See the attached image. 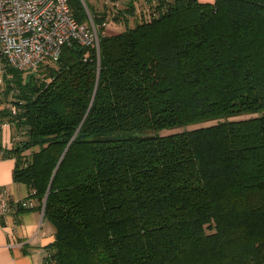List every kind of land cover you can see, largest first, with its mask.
Instances as JSON below:
<instances>
[{"label":"trees","instance_id":"16d2710c","mask_svg":"<svg viewBox=\"0 0 264 264\" xmlns=\"http://www.w3.org/2000/svg\"><path fill=\"white\" fill-rule=\"evenodd\" d=\"M67 1L99 49L1 86L16 141L0 150L34 202L9 207L54 227L46 264H264V0H144L134 27L125 0L114 35Z\"/></svg>","mask_w":264,"mask_h":264},{"label":"built area","instance_id":"2783aa9c","mask_svg":"<svg viewBox=\"0 0 264 264\" xmlns=\"http://www.w3.org/2000/svg\"><path fill=\"white\" fill-rule=\"evenodd\" d=\"M89 19L80 23L67 0H0V87L9 69L27 73L55 63L64 46L79 43L99 49L98 30ZM11 110L16 114L15 106ZM22 204L34 206L32 200ZM1 205L9 209L8 200L2 199Z\"/></svg>","mask_w":264,"mask_h":264},{"label":"crops","instance_id":"0c3cea01","mask_svg":"<svg viewBox=\"0 0 264 264\" xmlns=\"http://www.w3.org/2000/svg\"><path fill=\"white\" fill-rule=\"evenodd\" d=\"M213 3L214 0H201ZM16 141L15 128L9 123L0 125V147L11 149ZM0 150V264H46V248L55 240L54 227L44 213L29 210L18 213L9 207L4 211L1 202L27 200L30 189L13 180L15 160L3 158Z\"/></svg>","mask_w":264,"mask_h":264},{"label":"rangeland","instance_id":"374dc122","mask_svg":"<svg viewBox=\"0 0 264 264\" xmlns=\"http://www.w3.org/2000/svg\"><path fill=\"white\" fill-rule=\"evenodd\" d=\"M88 4L98 13L107 12L109 21L106 24L105 34L107 35H114L124 31L127 26L134 27L137 21H140L143 17H148L150 10L149 5H147L144 0H139L137 2V14L136 16H132L129 18V24L126 26L124 23H116L113 21V16L118 9L123 8L125 0H118L117 2L113 3L111 0H87ZM90 20V19H89ZM40 70V69H39ZM38 70V71H39ZM40 73V72H38ZM41 75V74H39ZM14 98L12 96H6L4 88H0V101H2V108H10L13 104L12 100ZM169 131L164 132V134L176 132Z\"/></svg>","mask_w":264,"mask_h":264}]
</instances>
